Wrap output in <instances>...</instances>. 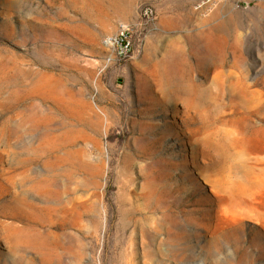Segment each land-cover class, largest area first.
<instances>
[{
	"label": "rangeland",
	"instance_id": "obj_1",
	"mask_svg": "<svg viewBox=\"0 0 264 264\" xmlns=\"http://www.w3.org/2000/svg\"><path fill=\"white\" fill-rule=\"evenodd\" d=\"M204 1L0 0V264H264V0Z\"/></svg>",
	"mask_w": 264,
	"mask_h": 264
},
{
	"label": "built area",
	"instance_id": "obj_2",
	"mask_svg": "<svg viewBox=\"0 0 264 264\" xmlns=\"http://www.w3.org/2000/svg\"><path fill=\"white\" fill-rule=\"evenodd\" d=\"M213 1L219 0H205L199 7ZM138 14L140 18H148L153 15V11L145 7L141 8ZM102 42L111 54L108 57L109 60H112V57L118 60L126 59L132 55L134 49V26L129 23H122L115 33L104 36Z\"/></svg>",
	"mask_w": 264,
	"mask_h": 264
},
{
	"label": "bare ground",
	"instance_id": "obj_3",
	"mask_svg": "<svg viewBox=\"0 0 264 264\" xmlns=\"http://www.w3.org/2000/svg\"><path fill=\"white\" fill-rule=\"evenodd\" d=\"M178 87V86H177ZM178 90V89H177ZM179 90H181V89H179ZM178 95V94H177ZM180 95V94H179ZM250 215V214H249ZM250 217V216H249ZM258 217H261L260 215L258 216ZM256 218V217H255ZM259 219V218H258Z\"/></svg>",
	"mask_w": 264,
	"mask_h": 264
}]
</instances>
